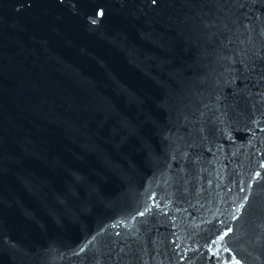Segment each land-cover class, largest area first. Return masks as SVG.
<instances>
[{
	"label": "water",
	"instance_id": "obj_1",
	"mask_svg": "<svg viewBox=\"0 0 264 264\" xmlns=\"http://www.w3.org/2000/svg\"><path fill=\"white\" fill-rule=\"evenodd\" d=\"M0 264H264V0H0Z\"/></svg>",
	"mask_w": 264,
	"mask_h": 264
},
{
	"label": "snow or ice",
	"instance_id": "obj_2",
	"mask_svg": "<svg viewBox=\"0 0 264 264\" xmlns=\"http://www.w3.org/2000/svg\"><path fill=\"white\" fill-rule=\"evenodd\" d=\"M153 2H155V0H153Z\"/></svg>",
	"mask_w": 264,
	"mask_h": 264
}]
</instances>
